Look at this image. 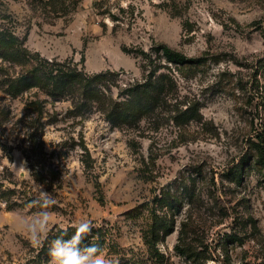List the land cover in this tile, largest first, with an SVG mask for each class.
Segmentation results:
<instances>
[{
    "label": "rangeland",
    "instance_id": "obj_1",
    "mask_svg": "<svg viewBox=\"0 0 264 264\" xmlns=\"http://www.w3.org/2000/svg\"><path fill=\"white\" fill-rule=\"evenodd\" d=\"M0 27L43 59L118 73L115 98L143 81L142 50L167 44L206 59L188 70L161 62L157 75L171 76L176 91L138 129L50 100L37 136L46 170L60 176L53 187L33 180L22 152L38 116L27 108L33 94L9 98L0 72V185L17 191L1 205L0 264H25L51 231L81 221L106 233L111 264H264V0H0ZM189 107L196 120L175 123ZM243 162L242 179L232 178ZM41 185L55 199L47 209L35 203ZM168 190L182 211L155 239L152 209ZM42 210L49 232L34 245L24 224Z\"/></svg>",
    "mask_w": 264,
    "mask_h": 264
},
{
    "label": "trees",
    "instance_id": "obj_2",
    "mask_svg": "<svg viewBox=\"0 0 264 264\" xmlns=\"http://www.w3.org/2000/svg\"><path fill=\"white\" fill-rule=\"evenodd\" d=\"M139 57L143 61L145 72L143 81L125 84L122 89H119L118 96L115 98L112 88L113 86L119 88L115 85L118 73L107 70L88 74L75 65L43 59L40 55L32 53L13 31L0 27V72L5 82L2 84L5 87V93L11 99L33 94L32 99L27 103V108L31 110L30 112L38 113L36 119L29 116L28 124L33 122L36 124L27 126L25 129L23 141L28 144L29 151H22L35 182L53 187L57 184L54 176L60 178L59 173L52 174V170L49 174L46 170L48 166L45 164L44 141L41 135L37 136V123H40L44 107L50 100L55 103L69 102L71 105L69 112L76 117H85L99 112L105 115V119L113 127L126 126L138 129L144 120L154 122L157 118L159 119V112L168 104V96L176 91L175 81L171 76L157 75L158 69L163 66L161 62L175 65L179 70L192 69L206 62L203 57L188 56L167 44L154 46L149 52L142 50ZM261 96L264 105V89ZM173 120L177 124L196 120L195 110L189 107L179 111L174 115ZM256 139L258 145H264V124L263 132L258 133ZM83 149V155L90 157V152L85 145ZM258 162L264 167V155ZM244 165L245 162L232 172V178L242 179ZM184 190L187 191V187ZM16 194V189H3L0 185V210L2 203L8 204L12 196ZM31 200L29 199V203ZM7 209H11V206L7 205ZM152 211L154 214L152 234L156 239L160 236L161 230H164V235L174 231V221L170 212L172 216L181 213L182 203L170 190L164 191L155 199ZM158 211L161 214L157 215ZM74 232L75 229L72 227L51 231L44 246L38 249L35 255L29 257L25 264H48L50 262L49 243L57 238L68 239ZM104 236L106 233L93 227L92 233L85 237L84 244H97L103 251Z\"/></svg>",
    "mask_w": 264,
    "mask_h": 264
},
{
    "label": "clouds",
    "instance_id": "obj_3",
    "mask_svg": "<svg viewBox=\"0 0 264 264\" xmlns=\"http://www.w3.org/2000/svg\"><path fill=\"white\" fill-rule=\"evenodd\" d=\"M37 203L42 209H47L55 203L51 193L43 190L41 185L36 194ZM49 212L42 210L24 224V229L31 242L39 244L40 238L47 237L49 232ZM74 234L68 238H57L49 248L50 264H111L97 244H84L86 236L92 233L94 225L91 221H81L73 224Z\"/></svg>",
    "mask_w": 264,
    "mask_h": 264
}]
</instances>
